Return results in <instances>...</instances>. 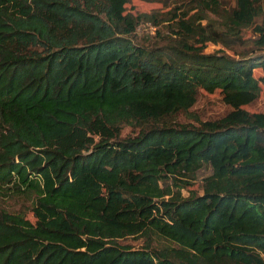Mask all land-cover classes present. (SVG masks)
<instances>
[{"label":"trees","instance_id":"obj_1","mask_svg":"<svg viewBox=\"0 0 264 264\" xmlns=\"http://www.w3.org/2000/svg\"><path fill=\"white\" fill-rule=\"evenodd\" d=\"M130 3L0 0V264H264V0Z\"/></svg>","mask_w":264,"mask_h":264},{"label":"rangeland","instance_id":"obj_2","mask_svg":"<svg viewBox=\"0 0 264 264\" xmlns=\"http://www.w3.org/2000/svg\"><path fill=\"white\" fill-rule=\"evenodd\" d=\"M198 0H131V11H141V12H166L173 9H181L189 6L191 10H194V4ZM220 3V11L218 14L207 11V15L213 18L215 21L221 19L223 12L230 11L234 4L235 0H218ZM129 5V4H128ZM159 20V15H156V18L151 20L139 21L135 27L134 32L132 33V39L136 42H163L167 36L171 33L170 29L167 27L166 21L164 22H155ZM204 22V19H202ZM249 46L246 47V49ZM241 50H245V47L238 45L236 47V53ZM261 53H264V48L260 50ZM248 109L253 110H264V85L260 83L259 91L256 98L247 105ZM227 109V106L220 101L217 91L207 92L203 88L197 87L195 93V102L192 106L194 114L199 118H209L215 117L223 113ZM179 120H185V118L179 114ZM136 130L130 126H123L120 130L122 135H131Z\"/></svg>","mask_w":264,"mask_h":264}]
</instances>
